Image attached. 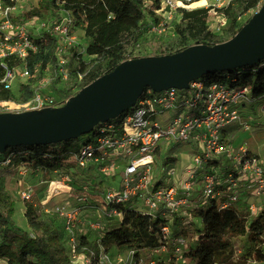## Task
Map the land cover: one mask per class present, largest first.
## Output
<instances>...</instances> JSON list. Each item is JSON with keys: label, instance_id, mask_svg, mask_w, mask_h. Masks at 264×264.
I'll return each instance as SVG.
<instances>
[{"label": "built area", "instance_id": "2783aa9c", "mask_svg": "<svg viewBox=\"0 0 264 264\" xmlns=\"http://www.w3.org/2000/svg\"><path fill=\"white\" fill-rule=\"evenodd\" d=\"M54 2L59 7L61 0ZM191 2L193 0H162L161 4L163 7L187 9ZM20 3L21 0H0V90L10 93L18 78L34 76L27 66L28 58L47 53V49H41L36 38L43 45L48 43L50 36L57 39L54 62L50 64V71L40 78L28 100L16 103L12 96L0 97V112L64 104L66 96L56 100L46 94L44 88L67 79V54L72 46L78 45L71 33V19L66 16L51 26L48 36L34 35L35 31L27 22L37 21L38 16H31L23 22L15 20L21 14ZM226 6L228 4L216 0L209 9L208 29L212 34L219 33L228 24L223 12ZM166 29L159 23L148 26L149 33L161 34ZM171 35H174L173 31ZM77 77L74 90L81 87V74L77 73ZM263 97L264 89L256 93L252 83L230 84L226 81H207L204 77L190 82L188 88L184 89L169 88L154 92L145 88L133 107L112 120L97 124L90 133L82 135L86 137L79 141L75 150L65 152L54 165L45 166L48 171L57 173L60 163H63L71 169L72 174L77 171L82 178L93 169L101 177L97 185L102 183L103 178H114V181L102 186V191L97 194L89 185H81L79 190L86 193L79 198L82 206L61 203L51 210L63 222L70 260L73 261L77 255L79 237L86 236L84 233L76 236L75 232L78 216L84 209L95 210L96 217L89 222L100 234L106 229L105 223H116L122 219L123 208L127 206L171 220L214 200L219 208L234 205L244 207L250 215L256 214L260 207L247 200L251 195H264V159L250 152L244 142L236 146L228 142L227 135L234 126L242 131L251 132L255 125L264 130V101L258 106L254 105L257 99ZM259 117L263 121H258ZM184 145L189 146L188 150L191 151L189 162L184 167V182L180 190L168 180L174 175V162L166 163V160H174V156L167 153H173ZM162 154H165L164 164H169L167 176L155 179L153 165ZM40 157L47 158L46 155ZM18 161L15 152L0 153V169L18 168L25 173L26 165L35 170L39 167ZM68 181L67 174L60 172L53 179L46 180L48 198L65 192ZM21 197L30 200V191L22 192ZM159 241L148 258L141 254L134 258L133 255L132 264H158L162 261L184 263L183 254L191 241L187 236H173L167 222L161 226ZM93 257L91 251L86 258L91 262ZM0 262L5 264L1 259ZM103 262L101 257L98 264Z\"/></svg>", "mask_w": 264, "mask_h": 264}, {"label": "trees", "instance_id": "16d2710c", "mask_svg": "<svg viewBox=\"0 0 264 264\" xmlns=\"http://www.w3.org/2000/svg\"><path fill=\"white\" fill-rule=\"evenodd\" d=\"M263 1L238 0V3L243 4L245 8L254 7L257 10ZM46 2L47 9L54 15L53 24L58 23L60 21L59 7L55 5L54 0H46ZM146 6L145 0H82L70 5L77 22L85 28V34L88 37L86 53L107 59L105 70L97 74L92 73L89 81L109 72L118 63L130 57L120 44L123 34L131 33L135 38L140 37L145 45L155 47L162 45L165 32L151 33L148 38L142 36V28L146 25L145 20L152 13H146ZM231 9H234V0H231L225 11ZM180 12L179 22L172 30L174 35L169 34V38L176 41L179 39L183 45L178 49L160 54L173 53L192 44L222 42H206L212 36V32L208 29L210 13L207 8L181 9ZM39 14L40 9L35 8L21 12L15 20L23 22ZM244 23L234 22L230 28V37ZM35 40L40 44L41 49H47L45 55L48 62L53 63L57 39L52 36L48 37L46 45H43L39 38ZM167 41L163 43L168 44ZM78 53L79 45L72 46L67 54V61H73ZM160 54L151 53L150 55ZM40 57L41 53H38L28 58L27 66L32 73ZM79 64L78 71L82 69V63ZM252 75L254 77H251ZM204 79L226 81L230 84L252 83L255 92H260L264 89V58L253 65L211 72L204 76ZM11 96L7 90H0L1 98H11ZM85 137L80 136L78 141ZM71 141L46 145H20L10 147L6 151L15 152L20 161L31 166L43 165L46 168L45 166L54 165L65 152L72 150ZM40 155H46L47 158L41 159ZM173 161V159H167L166 163ZM14 211L15 202L0 190V259L5 264H70L68 248L64 243L61 230L39 219L35 208L30 203L25 204L24 216L31 229H21L15 223ZM186 220L195 226L192 239L188 237V228L181 227ZM167 222L170 224L173 236H187L191 240L188 250L183 255L194 264H247L248 261L264 264L262 248L264 245V204L256 214L250 215L244 207L230 205L226 208H219L214 200L192 208L187 215L174 217L171 220L127 206L123 208L121 220L116 223H105L106 229L101 232L99 240L89 241L86 236H80L76 253H85L88 257L92 251L94 253L92 264H98L103 254L107 253L111 247L132 249L134 258H138L141 249L151 251L160 243V229ZM178 225L180 229L176 228ZM242 236L246 237L250 245L245 252L239 254L236 252L234 240ZM158 264L170 263L162 261Z\"/></svg>", "mask_w": 264, "mask_h": 264}, {"label": "rangeland", "instance_id": "374dc122", "mask_svg": "<svg viewBox=\"0 0 264 264\" xmlns=\"http://www.w3.org/2000/svg\"><path fill=\"white\" fill-rule=\"evenodd\" d=\"M82 0H61L59 4V16L61 17H69L72 22L71 33L76 37V42L79 45V53L77 57L68 62V70L69 75L66 80L59 82V84H51L50 86L44 88V92L46 94H50L54 99L59 100L62 97H68L81 87L89 83L91 79V74L101 73L106 68L107 59L104 57L96 56V55H89L86 53V47L88 44V37L85 34V28L81 23H78L77 19L74 17L73 9L70 7L72 3L79 2ZM146 1V13L151 15L145 20L147 26L145 25L142 28V36L144 38H148L151 35L148 31V26L150 27L151 24H163L166 27L167 31L165 37H163L162 45L155 47L145 45L141 38H135L133 34H123L120 38V44L126 53L130 56L129 58L141 57V56H148L151 53H163L169 50H174L182 47V42L178 39H170L172 31L175 26L179 22V16L181 14L180 10L181 7L176 8H169L163 7L161 2L162 0H145ZM224 4H229L231 0H220ZM216 2V0H203L202 2L193 1L188 4L186 10L198 9V8H207L208 10L212 8V4ZM68 4V5H67ZM47 2L46 0H21L19 10L20 12L32 10L35 8L40 9V14L38 15V20L32 23L27 22L29 18H27L26 22L29 27L35 31L34 35H44L48 36L49 29L53 26L54 15L51 14L50 10L46 7ZM227 7V6H226ZM225 7V8H226ZM223 12L227 16L228 24L222 30H220L217 34H212L206 42L212 43L213 41H225L230 37L231 34V25L236 22L237 24L246 22L255 11L254 7L245 8L243 4L238 3V0H234V9ZM221 11V10H220ZM169 31V32H168ZM168 32V33H167ZM169 42L163 43L164 41ZM40 61L35 65V70L33 72L34 76L31 78H18L12 85L10 93L12 95L13 100L17 103L24 102L31 97L33 89L38 85L40 78L44 75V73H48L50 71V63L48 62V58L45 54H41L39 59ZM79 62L81 63L79 64ZM81 65V70L78 71L77 66ZM20 67L18 66L17 69ZM77 72L81 74V87L74 90V84L77 77ZM251 77H254L253 75ZM264 101L263 98H259L255 101L254 105H259L261 102ZM258 121H263V118L259 117ZM72 141L70 144L72 145L71 151L75 150L78 146V138L71 139ZM227 141L232 143L233 145H238L241 143H245L247 149L250 152L257 154L258 157L264 159V130H261L260 126H254L252 131H242L240 128L236 126L232 127L228 131ZM190 147L187 145L180 146L177 148L175 152L172 153L170 151L167 154H171L174 157V175L173 177L169 178L168 180L174 182L178 189H182L183 182H184V167L188 164L190 159V151L188 150ZM179 151V152H178ZM164 156L162 154L158 156L155 160L153 165V176L155 179L159 178L160 176H167L169 164H164ZM20 162V161H18ZM23 162V161H22ZM61 162V161H60ZM24 163V162H23ZM25 164V163H24ZM28 164V163H26ZM27 169L25 173H21V170L18 168L12 169H0V190L7 194L10 199L15 202V211H14V220L18 227L25 230H30L29 223L27 222L24 212H25V204L30 203L35 208L39 219L45 220L52 226L61 230L62 237L64 239V243L66 244V231L63 227L62 220L56 216L51 210L56 204L61 203H68L70 205L75 206H82L81 201L79 198L82 197V194H86L85 192L81 193L80 186L87 184L89 185L90 189L94 188L96 191L95 194L102 191L101 187L106 186L107 184L114 181V178L107 177V180L103 178L101 184L97 185V180L100 181L101 177L98 176L96 171L90 169L86 173V177L82 178L79 176V172L73 171V174L70 172V168L60 163V168L57 173L53 171H48L47 167L44 169L40 165L38 169H31L26 165ZM76 168H74L75 170ZM93 171V172H92ZM60 173L67 174L69 181L68 187L66 191L61 193L57 196H51L48 198V183L45 182L46 180L49 181L56 177V175ZM249 173L247 176H249ZM110 181V182H109ZM248 183H250V179H248ZM251 184V183H250ZM242 188H244V184H242ZM246 188V187H245ZM252 189V188H251ZM24 191H30L31 199L30 200H23L21 197V193ZM91 191V190H90ZM253 196V195H251ZM247 200L248 203L254 204L256 207H261L264 204V195L253 196ZM94 198V195H92ZM47 211H46V210ZM82 210L81 214H79V222L77 227L75 228L76 236H80L83 233L86 235L87 240L95 241L97 237L100 236V233L93 229L90 225L91 220H94L96 217V212L94 209ZM94 214V215H93ZM181 227H187L189 236L193 238V231L194 225L192 223H188L187 220L185 223L181 225ZM176 228L180 229L178 225ZM191 238V239H192ZM234 245L236 252L242 254L245 252L249 247V242L245 236L239 237L234 240ZM264 250V245L262 246ZM132 249H119L116 247H111L107 253L103 254L102 258L104 260L103 264H132L133 262V255L134 250ZM152 252H148L146 250L141 249L139 254L144 256V258H148ZM0 264H3L0 262ZM70 264H92V262L88 261L86 258L85 253H77L76 257L70 260ZM182 264H194L190 261L187 257H185V261ZM247 264H257L255 261H248Z\"/></svg>", "mask_w": 264, "mask_h": 264}, {"label": "water", "instance_id": "95a60500", "mask_svg": "<svg viewBox=\"0 0 264 264\" xmlns=\"http://www.w3.org/2000/svg\"><path fill=\"white\" fill-rule=\"evenodd\" d=\"M264 58V1L227 40L179 51L128 58L68 96L64 104L0 112V153L20 145L77 139L134 106L145 88H188L211 72L253 65Z\"/></svg>", "mask_w": 264, "mask_h": 264}, {"label": "bare ground", "instance_id": "6f19581e", "mask_svg": "<svg viewBox=\"0 0 264 264\" xmlns=\"http://www.w3.org/2000/svg\"><path fill=\"white\" fill-rule=\"evenodd\" d=\"M203 0H201V1H198V2H202Z\"/></svg>", "mask_w": 264, "mask_h": 264}, {"label": "crops", "instance_id": "0c3cea01", "mask_svg": "<svg viewBox=\"0 0 264 264\" xmlns=\"http://www.w3.org/2000/svg\"><path fill=\"white\" fill-rule=\"evenodd\" d=\"M199 1H201V0H199Z\"/></svg>", "mask_w": 264, "mask_h": 264}]
</instances>
